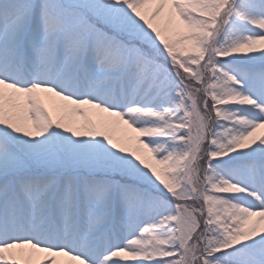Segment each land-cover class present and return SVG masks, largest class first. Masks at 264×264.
<instances>
[{"label":"snow or ice","instance_id":"obj_1","mask_svg":"<svg viewBox=\"0 0 264 264\" xmlns=\"http://www.w3.org/2000/svg\"><path fill=\"white\" fill-rule=\"evenodd\" d=\"M0 264H264V0H0Z\"/></svg>","mask_w":264,"mask_h":264}]
</instances>
